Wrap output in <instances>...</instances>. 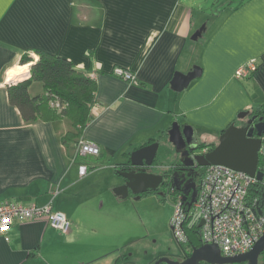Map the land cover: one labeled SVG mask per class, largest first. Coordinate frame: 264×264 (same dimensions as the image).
I'll list each match as a JSON object with an SVG mask.
<instances>
[{"label":"crops","instance_id":"obj_1","mask_svg":"<svg viewBox=\"0 0 264 264\" xmlns=\"http://www.w3.org/2000/svg\"><path fill=\"white\" fill-rule=\"evenodd\" d=\"M200 1L0 0V202L47 205L69 221L66 233L45 217L13 223L8 240L0 236V264H116L121 209L134 195L113 188L130 153L157 141L148 170L161 174L179 159L167 140L173 122L191 126L209 150L238 112L264 110V0H222L216 11ZM38 52L95 78L91 119L77 139L63 141L73 129L67 117L27 121L9 101V86L29 78ZM250 60L255 71L236 78ZM193 66L200 75L173 90L175 72ZM116 67L134 80L114 75ZM27 91L44 93L35 80ZM80 138L99 154H77ZM161 147L169 163L157 160Z\"/></svg>","mask_w":264,"mask_h":264},{"label":"built area","instance_id":"obj_2","mask_svg":"<svg viewBox=\"0 0 264 264\" xmlns=\"http://www.w3.org/2000/svg\"><path fill=\"white\" fill-rule=\"evenodd\" d=\"M256 69L254 60L237 67L236 78H246ZM114 75L125 80H134L133 75L122 68H114ZM93 77V76H92ZM50 107L60 111L65 104L57 98L50 99ZM202 149L200 153L206 152ZM76 152L79 155L97 156L99 148L92 142L78 139ZM85 166H80L81 174ZM257 170L261 180L243 171H237L221 164L203 167L194 201L188 207L179 196L175 197V213L170 221L172 234L176 241H187L186 226L190 224L191 208L198 212L197 226L201 244L215 245L221 256L230 257L249 251L264 234V134L260 136ZM257 184V185H256ZM260 208V212L257 209ZM45 217L48 224L66 233L69 221L58 211L32 202H0V236L8 240V231L15 222H23Z\"/></svg>","mask_w":264,"mask_h":264},{"label":"water","instance_id":"obj_3","mask_svg":"<svg viewBox=\"0 0 264 264\" xmlns=\"http://www.w3.org/2000/svg\"><path fill=\"white\" fill-rule=\"evenodd\" d=\"M202 29L203 26L191 36V39L195 40L200 36ZM200 73L201 70L198 66H193L187 73L175 72L170 82L171 88L175 91L183 90ZM248 114L249 111L247 110L238 112L237 119L240 123L231 122L220 133L217 144L204 153L195 152L197 144L193 137L191 126H180L177 122H173L167 130V140L173 146L175 153L179 155V159L177 162L172 163L169 169H174L181 164L194 165L201 168L209 164H221L237 171H243L255 177L258 181L261 180L262 173L257 170V164L260 136L264 134V116L259 117L257 122H253L254 116L245 120ZM157 148L158 142L154 141L130 153L127 165L118 171L123 183L113 188V192L116 195L125 198L128 194H132L138 199L142 193L155 191L161 185L169 184V177L148 170V168H153L152 164ZM181 200L184 202L183 197H181ZM263 200L264 197L262 198ZM193 201L194 198L186 203L187 206L189 207ZM257 211L260 212V208ZM200 224L201 221L197 226H200ZM263 250L264 234L246 253L223 257L215 245L201 244L193 248L191 255L182 262L170 260L167 257H160L153 264L161 262L167 264H198L202 260L216 264L241 262L257 264V257Z\"/></svg>","mask_w":264,"mask_h":264},{"label":"trees","instance_id":"obj_4","mask_svg":"<svg viewBox=\"0 0 264 264\" xmlns=\"http://www.w3.org/2000/svg\"><path fill=\"white\" fill-rule=\"evenodd\" d=\"M226 1L230 4L235 0ZM21 61L26 63L29 60L25 56ZM29 72L28 79L9 86L10 103L18 107L21 115L27 121L38 117L43 119H52L58 116L67 117L73 129L67 132L63 141L80 137L84 127L91 119L90 110L94 105L96 92L95 78L77 71L70 61L46 52H38V59L30 65ZM32 80L42 83L44 90L42 95L32 97L28 94V83ZM52 98H57L65 104V107L60 111L51 108L49 102ZM250 112L264 115V110H260V108H254ZM235 123L238 124L240 121ZM203 147L204 144L197 145L198 149ZM212 147L214 145L208 149ZM171 170L168 169L166 172ZM186 234L188 242L201 243L196 225L186 226ZM180 245L182 246V244ZM125 260V257L121 256L116 260V264H123Z\"/></svg>","mask_w":264,"mask_h":264},{"label":"rangeland","instance_id":"obj_5","mask_svg":"<svg viewBox=\"0 0 264 264\" xmlns=\"http://www.w3.org/2000/svg\"><path fill=\"white\" fill-rule=\"evenodd\" d=\"M206 1L215 11L223 6L222 0L200 2L204 4ZM156 158L161 163L171 161L162 147L159 148ZM132 198L129 199L128 208L124 205L121 209V234L114 235L117 236L114 237L117 242V254H122L127 264H150L159 257L178 255L181 252V245L175 240L170 227V221L175 213V197L167 195L162 201L154 194L138 199L134 196ZM190 214H192L190 224L194 226L198 222V212L191 208ZM57 245L63 249L61 242H57L55 246ZM73 249L75 248L72 247L70 250ZM101 264L109 262L105 260Z\"/></svg>","mask_w":264,"mask_h":264},{"label":"flooded vegetation","instance_id":"obj_6","mask_svg":"<svg viewBox=\"0 0 264 264\" xmlns=\"http://www.w3.org/2000/svg\"><path fill=\"white\" fill-rule=\"evenodd\" d=\"M252 116H254L253 122H257L258 118L261 117L262 115L249 112V114L245 117V120ZM195 152H198L197 149L195 150ZM161 174L166 175V177L170 178L169 184L165 183L161 185L157 190L142 193L140 194V196H147L149 194L163 195V197L167 195H172L174 197L179 196L180 198L181 197L184 198V203L190 202L192 198L195 199L198 183L202 174L201 167L181 164L176 168L172 169L171 171L162 172ZM200 245L201 243H195V242L190 243L186 241L184 244H182V246L179 245L181 248V252H179L178 255L168 256L167 258H169L170 260L182 262L191 255L193 248L198 247ZM157 259L158 258H156L155 260ZM155 260L150 264H153ZM126 263L127 261H125V263L123 264ZM159 264H167V263L161 262ZM198 264H216V263H208L202 260L199 261ZM232 264H246V262L232 263ZM257 264H264V250L259 253L257 257Z\"/></svg>","mask_w":264,"mask_h":264}]
</instances>
